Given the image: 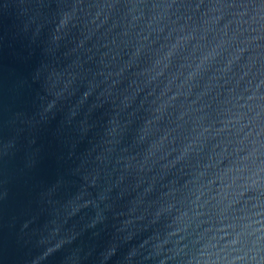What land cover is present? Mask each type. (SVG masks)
Masks as SVG:
<instances>
[{
    "label": "water",
    "instance_id": "obj_1",
    "mask_svg": "<svg viewBox=\"0 0 264 264\" xmlns=\"http://www.w3.org/2000/svg\"><path fill=\"white\" fill-rule=\"evenodd\" d=\"M0 264H264V0H0Z\"/></svg>",
    "mask_w": 264,
    "mask_h": 264
}]
</instances>
